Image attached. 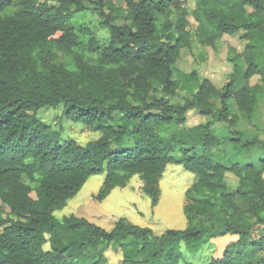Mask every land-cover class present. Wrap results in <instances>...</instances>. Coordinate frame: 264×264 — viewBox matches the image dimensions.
Instances as JSON below:
<instances>
[{
  "label": "trees",
  "instance_id": "trees-1",
  "mask_svg": "<svg viewBox=\"0 0 264 264\" xmlns=\"http://www.w3.org/2000/svg\"><path fill=\"white\" fill-rule=\"evenodd\" d=\"M50 1L57 5L0 0V264H106L105 251L115 244L120 264H197L210 242L197 226L158 234L125 217L111 215L109 227L93 220L100 216L96 202L124 184L119 175H137L155 207L163 172L173 163L195 174L185 213L215 219L220 211L219 234L237 236L221 257L203 264H264V156L229 166L210 156L224 142L217 135L221 125L231 128L236 149L262 145L264 151V141L235 129L239 117L229 107L233 99L250 117L259 101L260 87L250 79L264 78V0H196L202 45L245 32L247 65L233 60L234 74L221 89L196 71H180L175 79L181 50L191 43L182 1L121 0L127 11L121 24L114 0H92L108 29L106 45L93 29L72 22L85 0ZM84 34L97 55L81 50ZM179 88L192 94L183 105L157 94L175 96ZM44 108H61L64 119L100 135L86 144L64 138L62 124L59 130L40 117ZM190 109L211 120L187 126ZM96 174H105L103 184L82 208L91 215L57 218L54 212ZM203 190L211 194L192 196Z\"/></svg>",
  "mask_w": 264,
  "mask_h": 264
},
{
  "label": "rangeland",
  "instance_id": "rangeland-1",
  "mask_svg": "<svg viewBox=\"0 0 264 264\" xmlns=\"http://www.w3.org/2000/svg\"><path fill=\"white\" fill-rule=\"evenodd\" d=\"M48 1L50 5H57L56 1ZM184 3V11L187 16V30L190 32V45L181 50L180 58L174 66L175 79L179 80L178 72L191 73L196 71L200 80L209 79L219 89L223 88L229 81L235 71L236 63L246 66L244 47L246 44L245 32L240 31L235 35L225 34L216 40L213 46L202 45L196 35L197 22L194 20L193 12L196 5V0H180ZM86 8L77 12L72 18L75 27L84 26L89 27L95 31V35L100 41V44L106 45L109 39L108 29L103 25L104 20L100 17L99 13L95 11L92 0H85ZM113 8L115 15H118V23H123L124 16L127 14L126 6L121 0L113 1ZM176 10V11H175ZM173 9L170 13L171 19H176L178 11ZM83 38L84 47L92 55H97L98 49L94 52L91 51L87 45L89 34H84ZM100 46V45H99ZM89 49V50H88ZM157 85L156 82H154ZM250 85H259L260 94L259 101L257 102L255 112L250 117L238 111L237 106L233 99L229 100V107L233 114L239 117L236 130L242 131L247 139L258 137L264 141V78L262 75H255L250 79ZM160 96H165L175 105H183L187 98L192 94L188 90L179 88L175 96H166L157 93ZM214 102L220 104L219 99L212 98ZM40 117L46 122L51 123L54 128L61 129L62 124L63 137L75 138L79 143L86 144L89 140L97 138L100 133L87 130L81 123L73 122L62 117V109L44 108L40 112ZM116 119L119 121L122 117L121 114H116ZM210 117H205L196 109H190L187 113L186 124L187 126H195L200 123L210 121ZM220 125V124H219ZM229 125H221L217 130V135L224 140V142L210 154L214 162L222 163L229 166L233 163L245 164L247 162L258 163L260 158L264 156L262 145L257 150L253 151H240L236 149L229 141L231 137ZM176 158H180L179 153H175ZM232 177V175L230 176ZM105 174H96L91 176L80 191L71 199L68 200L67 205L54 212L55 216L62 219L63 216L70 214H87L86 209H82L85 205H91L94 194H97L101 188ZM122 179L124 184L116 187L109 196L103 201L96 202V214L99 217L93 219L100 224L109 227L108 219L125 217L131 222L141 225L149 226L154 229L158 234L162 233L168 228H186L188 226H197L203 230L208 231L205 238L208 242L203 248L201 254L197 255L196 263L203 264L212 257L220 255V244L214 243L215 238L224 235L219 234L221 226L224 222L222 213L217 212L215 219H208L207 215L196 216L193 213H185L184 205L186 201V190L191 186L195 179V174L187 171L182 164H169L160 180L161 185V198L159 203L152 207L151 198L143 192V182L135 175L133 177L118 176ZM210 193L208 190H203L200 194H192V196L205 198ZM194 196V197H195ZM87 208V207H86ZM218 210V209H217ZM114 217H112V216ZM215 228L214 232L209 229ZM103 244L99 246L102 248ZM46 248H49L46 245ZM93 252L94 249H91ZM222 252V249H221ZM108 258L106 264H120L122 258V251L119 246L111 245L105 251Z\"/></svg>",
  "mask_w": 264,
  "mask_h": 264
},
{
  "label": "crops",
  "instance_id": "crops-1",
  "mask_svg": "<svg viewBox=\"0 0 264 264\" xmlns=\"http://www.w3.org/2000/svg\"><path fill=\"white\" fill-rule=\"evenodd\" d=\"M237 240V236L236 235H231V234H226L222 237H219V238H215L214 239V243L217 244V246L219 245L218 242H221L222 244H220L219 246H221L220 248L222 249V252H221V249H220V255H217V257H221L222 254H223V251L225 249V247L233 242V241H236Z\"/></svg>",
  "mask_w": 264,
  "mask_h": 264
}]
</instances>
